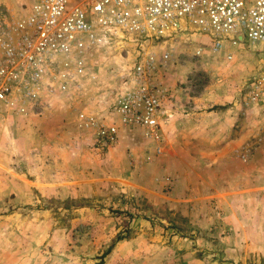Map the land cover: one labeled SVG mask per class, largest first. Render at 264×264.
<instances>
[{"label":"rangeland","instance_id":"rangeland-1","mask_svg":"<svg viewBox=\"0 0 264 264\" xmlns=\"http://www.w3.org/2000/svg\"><path fill=\"white\" fill-rule=\"evenodd\" d=\"M29 1L0 0V31ZM171 42V61L162 74L169 94L157 137L139 127L119 128L116 143L100 150L75 122L83 108L109 114L119 87L112 74L130 65L126 43L89 56L97 85L86 93L54 92L39 114L0 120V193L9 201L0 214L12 213L9 229L28 228L18 234L22 251L39 216L48 221L38 227L37 238L46 240L36 248L47 251L51 264H264L258 252L264 247V212L254 214L255 206H240L234 198L241 176L246 183L264 182L258 162L264 102L247 104L243 98L264 55L239 47L230 60L204 50L198 58L192 55L197 35ZM228 148L239 157L227 160ZM33 168L48 179L47 189L29 191L32 202L14 207L16 195L24 196L15 186L24 175L34 177ZM241 219L246 237L239 246Z\"/></svg>","mask_w":264,"mask_h":264},{"label":"built area","instance_id":"built-area-1","mask_svg":"<svg viewBox=\"0 0 264 264\" xmlns=\"http://www.w3.org/2000/svg\"><path fill=\"white\" fill-rule=\"evenodd\" d=\"M178 35H197L198 58L204 50L230 60L239 47L264 55V0H30L0 31V118L37 115L54 92L86 93L97 85L89 56L126 43L130 65L112 74L119 87L109 114L83 108L75 122L100 150L116 143L119 128L157 137L169 94L162 74ZM243 98L264 102V65Z\"/></svg>","mask_w":264,"mask_h":264},{"label":"crops","instance_id":"crops-1","mask_svg":"<svg viewBox=\"0 0 264 264\" xmlns=\"http://www.w3.org/2000/svg\"><path fill=\"white\" fill-rule=\"evenodd\" d=\"M12 116H14V115H12ZM5 117L6 116H3L2 118H0V120L5 119ZM14 117H17V116H14ZM18 117H21V116H18ZM241 142H242V140L239 137L237 144H240ZM223 156L227 157V160L231 159V158L239 157L237 155V153H234L233 150H230L229 148L223 151ZM260 158H262V159L260 160ZM263 158H264V151H262L260 153L259 160H258V162L259 161L261 162L260 165H263L262 167H264V159ZM243 159L246 160V156H243ZM232 162L233 161H231L230 163H232ZM252 167L257 168L254 165ZM30 172L34 174V177L28 178L27 175H24L23 177L19 178L21 181L17 182V184L15 186L16 189H19L21 191L24 190L23 191L24 196H23V198L22 197L20 198V197H18V195H16L15 200H17V201H13L14 207L17 205L18 202L22 203V204L32 202V200H31L32 196H30L29 191H34V189H40V190L41 189H47V184H48L47 180L48 179H45L44 176L41 175V174H43V172H41V171L37 172V169H34V168ZM0 174L4 175V173L2 171H0ZM243 174H244V172H243ZM239 179H240V181L238 182L237 188L235 189V190H237V193H236V196H234V198L235 197L238 198L237 204L240 206H253V207L255 206L253 213L254 214H256V213L263 214L262 212H264V182L258 181L255 183H246V180H245L246 176L245 177L241 176ZM249 182H251V181L249 180ZM235 190H233L231 192L234 193ZM233 195H235V194H229V196H226V197L229 199H232ZM7 200L5 199L3 194L0 193V206H4V205H6V203L8 205L9 201H7ZM11 207H12V204H11ZM256 207H258L259 210ZM11 218H12V213H7V212L4 213L3 212L2 214H0V264H51L49 262L47 263V260H46L47 251H45L44 249H41L40 251H38L36 248L37 243L40 242V244H41L44 240H46L45 236H43V237L40 236L39 238H37L38 237V235H37L38 227H39V229H41V228L44 229L45 227L43 225L48 220L45 219V217L43 219H40L39 216L37 217V219L34 220L35 221L34 226H32L34 228V232L31 234V231H30V236L33 237V239L31 238L33 241L30 240L28 246H24V249L22 251L21 243L18 239V236H20V235H18V234L21 232L26 233L28 228L25 227L24 229H18V226L16 225L13 227V229H9L7 226V223L10 221ZM39 221H40V223H37ZM242 221H245V220H242V219L238 220V224L241 227L240 228L241 230L239 229V244H238L239 246H240L242 237L243 236L246 237L245 230L243 228L244 227L243 225H245V224ZM262 221H264V219H262ZM29 228H30V226H29ZM10 234L13 235L15 240L14 239L13 240L8 239V237H11ZM229 236H232V234L231 235L229 234ZM232 245H234V244H231L228 240L227 241V246H229L228 249L232 248ZM244 245H245V248H244V250H245L248 245H247V243H245ZM241 248H242V246H241ZM241 248L238 247V250H240ZM261 250L262 251H258V252L261 254V256H264V247H262ZM231 253L236 254V256L238 253L239 256L241 257L240 251H236V252L231 251ZM61 263H63V262H61Z\"/></svg>","mask_w":264,"mask_h":264},{"label":"trees","instance_id":"trees-1","mask_svg":"<svg viewBox=\"0 0 264 264\" xmlns=\"http://www.w3.org/2000/svg\"><path fill=\"white\" fill-rule=\"evenodd\" d=\"M120 238H122V237H120V235H117L116 240H118V239H120ZM112 245H113V242H112V243L106 248V250L100 255V257H102V256H104L106 253H108L109 250L111 249Z\"/></svg>","mask_w":264,"mask_h":264}]
</instances>
